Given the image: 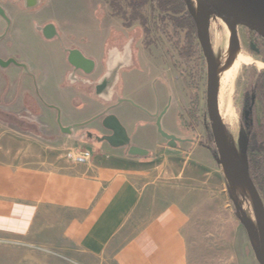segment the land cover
Returning a JSON list of instances; mask_svg holds the SVG:
<instances>
[{"label":"crops","instance_id":"obj_1","mask_svg":"<svg viewBox=\"0 0 264 264\" xmlns=\"http://www.w3.org/2000/svg\"><path fill=\"white\" fill-rule=\"evenodd\" d=\"M18 20L14 16L21 32ZM10 41L14 47L28 46L21 37ZM26 61L38 76L42 98L61 111L63 126L103 110L104 104L85 92L61 86L58 51H41ZM0 72L8 80L22 75L13 67ZM134 96L152 109L143 95ZM16 104L0 108L15 113ZM38 108L40 115L27 121L49 129L50 139L0 121V263L13 262L10 253L25 254L24 262L36 248L72 254L82 264H190L186 230L201 195L202 170L194 151L187 158L180 149L131 158L122 148L94 145L76 133L63 135L55 112ZM116 114L126 115L121 108ZM80 145L93 148L87 164L67 158L68 150Z\"/></svg>","mask_w":264,"mask_h":264},{"label":"rangeland","instance_id":"obj_2","mask_svg":"<svg viewBox=\"0 0 264 264\" xmlns=\"http://www.w3.org/2000/svg\"><path fill=\"white\" fill-rule=\"evenodd\" d=\"M189 1V10H192L198 26L200 23L197 16L198 5L194 1ZM41 4L42 6L38 11L18 10L17 16L19 22L17 23L19 26L24 27V29L19 32L18 25L14 23L10 33L9 38L21 37L28 43L26 48L20 46L14 47L13 45V51L23 54L27 60L36 58L41 51L51 53L53 51L52 49H54L52 45L50 46V44L44 42L37 33L31 30L32 28L29 23L32 19L54 23L61 33L63 42H74L78 46L85 47L94 56L100 55L103 44L107 39L113 38L118 34H124L126 37L135 36L137 40L139 38H145L146 40L153 41L154 39L155 47L152 49L153 52H157L158 50L156 48L158 47L159 49L168 47L166 44L161 43L158 29L154 31L151 29L145 35L139 23L136 22L131 32L125 31L122 21L111 15L106 0H42ZM139 17L150 28L152 27L154 13L150 4L140 9ZM208 36L210 48L214 52L216 41L220 37L223 42L225 40L222 21L220 19L212 18ZM251 38L247 29L237 26V40L240 41L243 52L252 57L257 64L256 66H243L232 81V101L237 119L235 133L232 134L227 127H224L226 140L228 139V143L237 159L238 165L242 169L245 166L243 138L241 136V116L244 97L250 84L255 80V76L264 72V63L261 58L253 54L249 49V41ZM260 44L264 49V41L260 42ZM224 50H222V53L225 52ZM170 53H173L171 49ZM214 56L217 63L215 52ZM223 57L221 60H223ZM174 59L177 61L178 57L176 56ZM141 60L144 64L150 61L148 55L145 53H141ZM167 62L162 53L158 52V64H155L156 66H150L148 64L143 72L130 74L126 85L122 88V93L128 94L126 99L141 107V103L134 96L137 92L143 95V98L151 108H154L155 105L157 108V97L159 98L160 96L161 98V91L164 89V84L159 82L155 89L153 87L154 80L159 78L164 82H170L175 76L182 83L181 78L177 74L170 73L171 67ZM197 65L201 86L200 91L203 96L204 92H206L205 88L207 83V64L203 53ZM9 81L11 82L10 85L8 84ZM19 81V77L17 79L9 77L8 80L6 75L2 76L0 72V105L17 103L16 109L14 107V109L11 108L15 113L6 112L0 108V121L12 125L14 129L22 132L42 136L44 139L52 138V132L49 129L32 125L30 122L24 123L20 119L21 116H38L40 115V110L36 105H33L37 101V98L34 95L31 81L28 78H24L21 87L19 86ZM160 105L162 106V102ZM121 109L128 113L129 116H125L124 118L116 116L118 120L126 128L128 133H133L134 129H137L139 134L138 138L131 141L132 145L149 150V158L153 157L158 151H173L167 146L166 141L160 138L156 127L145 129L142 127L143 125L140 124V121L147 119L143 113L128 104L122 105ZM183 115L185 114L182 107H171L161 123L163 131L176 136L185 135L186 132H183L182 126L180 125V118H183L185 121L188 118L186 115L183 117ZM257 115L258 119L261 120L263 112L262 105L260 104L257 106ZM206 123L207 119L203 117L201 121L202 126L198 132L202 139L201 145H183L180 147V150L185 152L186 158L189 157V153L191 154L194 151L192 158L197 160V163L199 162L202 168L201 195L198 201L195 202L194 207L190 209V221L186 230L190 249V264H260V260L250 241L249 230L241 218V212L244 211L249 220V228L253 224L259 228L258 218L247 188L242 181L229 176L221 167L214 138L213 136L210 138V134L207 135ZM61 124L63 125L62 120ZM53 130H56L54 125ZM74 133L81 134V130L75 129L73 131ZM80 148L93 151L92 147H83V145H80ZM30 251H32L31 259H25L24 262H21L20 259L25 257V254L10 253L9 255L13 257L14 261L2 262L0 264H82L73 259L72 254H66L55 249H53L52 253L39 251L36 248Z\"/></svg>","mask_w":264,"mask_h":264},{"label":"flooded vegetation","instance_id":"obj_3","mask_svg":"<svg viewBox=\"0 0 264 264\" xmlns=\"http://www.w3.org/2000/svg\"><path fill=\"white\" fill-rule=\"evenodd\" d=\"M42 1V0H41ZM111 15L113 17L119 18L122 21L123 28L125 31L131 32L135 23L138 22L139 26L143 29V33L147 35L151 29L156 30L154 23L152 27L145 23V26L142 24L141 21H134L130 26H126L124 21L119 17L116 16L109 0H106ZM0 6L5 10L8 18L10 19V25L0 16V21L2 23V27L0 28V38L5 35V38L0 41V58L4 61L9 59H14L18 63H25L28 65L31 75L24 74V70L18 68L14 65L10 67L16 68L21 72V78L19 79V86L21 87L22 80L24 78H28L31 81V86L34 89V95L37 98V101L34 102L33 105H36L38 108V104L42 106H46L47 108L53 110L55 112V121L58 125V120H62L61 111L56 108V106L48 104L43 98H41V94L39 92V85H38V76L34 73L32 67L26 59L24 58L23 54H19L16 51H13L14 47L12 42L10 41V33L13 29V18L17 16L18 10H25V11H38L39 8L42 6L41 2L38 7L35 9H26L24 2L21 0H0ZM147 6V5H146ZM130 16V12L127 14ZM31 26V30L37 33L44 42L53 46L55 52H59L63 58V67L60 71L64 73L63 80L61 82V86L64 87H73L82 92L88 94L89 98L95 101H98L104 104L103 110L95 115L94 117L79 123L83 124L93 119L97 118L98 116L105 113L104 116L98 118L97 120L93 121L92 123L79 128L81 130V134H79L85 142L97 144V137L102 138L104 136L112 135V132L106 130L102 126V121L106 116L114 115L117 116L116 111L122 107L124 104H128L133 106L136 110L140 111L147 117L149 120L142 119L140 124H142L143 128H157L158 117L161 116V123L163 118L171 109V107H182L184 114L188 118L187 121L180 118V125L182 126L183 132H186L185 135L176 136L173 134L168 133L169 135H173L181 142H178V148L182 147L183 145H192V146H199L201 145L202 139L199 135V130L201 128V121L203 117L207 119L206 129L207 135L210 134L212 138L211 126H210V118L208 114V79H209V69L206 57L204 55L203 48L199 41L198 33L196 38H188L184 36V31H179L177 34L171 35L169 37L165 30L164 33L161 31L159 32V39L161 40L162 44H166L168 47L163 48H156L158 51L153 52L154 46V39L146 40L145 38L137 37H129L125 36L124 34H118L113 38L107 39L104 44L100 55L94 56L92 53H89L85 47L78 46L74 42H63L61 33L57 26L50 22V21H43V20H33L29 23ZM48 25H54L56 27V32L58 36H56L52 40H47L43 36L42 32L39 31V28H44ZM29 26V27H30ZM172 31V30H171ZM251 35V40L249 41V49L250 51L255 54L257 57H260L262 62L264 63V49L262 48L260 42H263L264 39L257 37L252 32L248 31ZM170 49L173 53H170ZM67 51H78L80 52L86 59L92 60L95 64L94 70L91 74H86L85 71L81 69H76L69 63V56L70 53ZM158 52L162 53L163 57L166 58L168 61L171 74H177L181 80L177 77H173L170 82H164L162 79L156 78L153 82V87L156 89L157 84L159 82L164 84V89L161 91V98L157 97V108L156 105L152 109H147L144 106H137L129 99L128 94L122 93V88L126 85L130 74L143 72L145 67L149 64L155 65L158 59ZM141 53H145L148 55L150 61L145 62V64L141 60ZM204 56V59L207 64V83L206 88L203 96L201 95V86L199 81V72H198V63L200 60V56ZM178 57V60L174 59V57ZM156 66V65H155ZM9 67V68H10ZM116 73L117 79L114 86L110 89V92L105 93H97V88L102 85L105 80H109L110 77ZM125 77V79H124ZM179 83L181 84L179 85ZM10 85V82H8ZM120 100H125L124 103H120ZM252 100V99H251ZM162 102V106L160 105ZM250 97L248 96L247 92L244 97L243 102V111L242 114H248V109L250 108ZM258 104L261 105L260 101H256V110ZM54 107V108H53ZM263 112V111H262ZM126 113V112H125ZM7 115H9L7 113ZM183 115V117L185 116ZM125 116H129L126 113ZM20 119L27 123L28 119L26 117L21 116ZM26 120V121H25ZM143 121V122H142ZM209 121V122H208ZM31 123V122H30ZM121 123V122H120ZM32 125H36L31 123ZM63 126V125H62ZM123 126V125H122ZM162 126V125H161ZM59 127V126H58ZM66 127V126H63ZM69 127V126H68ZM124 127V126H123ZM125 128V127H124ZM141 128V129H143ZM126 129V128H125ZM60 130V128H59ZM127 131V130H126ZM61 132V131H60ZM62 133V132H61ZM92 136H89V135ZM131 141H134L138 135L137 129H134L133 133H128ZM159 134V132H158ZM65 135V134H63ZM160 135V134H159ZM208 138V136H206ZM160 138L165 140L168 144V141L164 139L161 135ZM109 146L107 143H101ZM131 146H135L132 145ZM110 147V146H109ZM124 150H128V148H122ZM146 149V148H145Z\"/></svg>","mask_w":264,"mask_h":264},{"label":"water","instance_id":"obj_4","mask_svg":"<svg viewBox=\"0 0 264 264\" xmlns=\"http://www.w3.org/2000/svg\"><path fill=\"white\" fill-rule=\"evenodd\" d=\"M24 2L26 9H35L40 5L41 0H21ZM197 3L205 13V19L198 25V37L201 46L204 51L209 69L208 79V114L210 118L211 132L214 138V142L219 155L220 165L223 170L231 177L238 179L244 183L253 204L255 213L258 218L259 227L261 230V246L263 250V256L260 259V264H264V201L262 196L254 184L247 165V148L243 143V154L245 159L244 168L237 166L232 160L225 136V128L219 115L218 107V89H217V65L212 55L211 48L208 45V35L210 30V24L213 17L220 19L222 22L232 26H241L248 31L255 34L257 37L264 39V0H191ZM190 6V1H187ZM192 12V10L190 9ZM193 13V12H192ZM194 15V14H193ZM0 16L6 20L10 25V19L8 18L5 10L0 6ZM195 17V16H194ZM43 36L47 40H52L58 36L56 27L54 25H48L44 28H39ZM5 38L3 35L0 41ZM234 40L237 42V37L234 35ZM70 53L69 63L76 69H81L86 74H91L94 70L95 64L92 60L86 59L78 51H67ZM11 65L24 70V74L31 75L29 67L25 63H18L14 59L4 61L0 58V68L7 69ZM117 79V74L114 73L109 80H105L100 87L97 88V93L110 92V89L114 86ZM125 100H120V103H124ZM54 108V107H53ZM104 114L98 116L92 121L83 124H74L69 127H63L60 120H58V126L62 134L72 135L75 129L84 127L98 118L104 116ZM104 129L112 132L110 136H104L102 138L97 137V144L107 143L113 149L128 148L127 155L131 158L146 159L150 156V151L131 146V139L127 134L126 129L122 126L118 118L114 115L106 116L102 121ZM157 128L159 134L168 141L167 146L171 149H178V142H181L173 135H169L163 131L161 126V116L158 117ZM89 136H92L91 134ZM241 218L244 224L249 230V220L244 211L241 212Z\"/></svg>","mask_w":264,"mask_h":264},{"label":"trees","instance_id":"obj_5","mask_svg":"<svg viewBox=\"0 0 264 264\" xmlns=\"http://www.w3.org/2000/svg\"><path fill=\"white\" fill-rule=\"evenodd\" d=\"M188 0H109L116 16L126 26L134 21L145 22L139 17L140 9L150 4L154 13L153 23L162 33L177 34L184 31L188 38H196L198 26L193 13L189 10ZM130 12V16L127 14ZM172 30V31H171ZM250 97L248 114L241 116V136L247 148V165L249 174L264 200V72L255 76L247 90ZM252 99V100H251ZM260 101L263 117L258 119L255 102Z\"/></svg>","mask_w":264,"mask_h":264},{"label":"bare ground","instance_id":"obj_6","mask_svg":"<svg viewBox=\"0 0 264 264\" xmlns=\"http://www.w3.org/2000/svg\"><path fill=\"white\" fill-rule=\"evenodd\" d=\"M197 16L200 22H202L205 19V13L203 12L202 8L199 6H197ZM222 26H223V33L225 34V40L223 42V40L220 39L221 37L217 41L215 40L216 44L214 49V52L216 53V57H217L216 65H217L218 107H219V115L224 127H227L228 130L232 134H234L236 130L237 119L232 101V81L238 75V73L240 72L243 66H251V65L256 66L257 63L256 61L253 60L252 57H250L249 55L243 52L239 40L235 42L234 35L237 37V26L232 27L224 22H222ZM215 39L217 38L215 37ZM207 41L210 47L209 36L207 38ZM222 50H224L225 52L222 53ZM211 51L214 60L216 62L214 52L212 49ZM222 57L223 60H221ZM226 142L232 160L238 166L237 159L230 147V144L228 143V139L226 140ZM249 237L255 249V252L260 260L263 256L260 227L257 228L253 224V226L249 228Z\"/></svg>","mask_w":264,"mask_h":264},{"label":"built area","instance_id":"obj_7","mask_svg":"<svg viewBox=\"0 0 264 264\" xmlns=\"http://www.w3.org/2000/svg\"><path fill=\"white\" fill-rule=\"evenodd\" d=\"M67 158L75 164H87L92 160L93 152L86 148H73L68 150Z\"/></svg>","mask_w":264,"mask_h":264}]
</instances>
